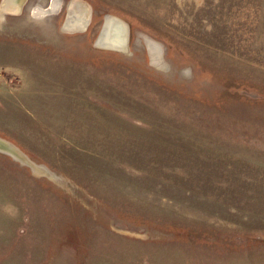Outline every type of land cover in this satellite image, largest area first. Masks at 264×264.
I'll use <instances>...</instances> for the list:
<instances>
[{"label": "rangeland", "instance_id": "obj_1", "mask_svg": "<svg viewBox=\"0 0 264 264\" xmlns=\"http://www.w3.org/2000/svg\"><path fill=\"white\" fill-rule=\"evenodd\" d=\"M4 1L0 264H264V0Z\"/></svg>", "mask_w": 264, "mask_h": 264}, {"label": "bare ground", "instance_id": "obj_2", "mask_svg": "<svg viewBox=\"0 0 264 264\" xmlns=\"http://www.w3.org/2000/svg\"><path fill=\"white\" fill-rule=\"evenodd\" d=\"M24 0H6V4L5 6L3 7L4 10H8V11H11L13 13L15 12H18L21 8V5L23 3ZM84 5V4H83ZM1 13V11H0ZM70 13V12H69ZM7 15V14H6ZM69 18L70 19L67 24H65V30L67 31H72L73 29L75 28H70L69 26L67 25H71L72 27H80L82 29L85 28L86 26V19L87 17L89 16V13H87L83 6L78 4V5H75L74 9L71 11V13L69 14ZM3 17V16H2ZM109 19L111 17H108ZM1 20V19H0ZM5 20V19H4ZM112 24H114V31L115 29H119L120 27V23L117 22V21H112ZM121 30V29H120ZM120 30L118 31L120 33ZM0 32H3V31H0ZM117 32V33H118ZM122 34H119V37L118 36H113L112 38H110L109 40H105V43H103V47H113V48H116L118 49L119 51H122L124 53H127L129 52V49H128V43H127V39H126V33L125 31L124 32H121ZM156 56V55H155ZM155 59L160 62L161 59H160V56H156ZM154 59V60H155ZM153 60V61H154ZM18 149V148H17ZM10 153L15 156V157H18L21 159V157L18 155L20 154V152L18 150H16L14 147L13 149L10 151ZM18 153V154H17ZM28 160V159H27ZM24 162V161H23ZM33 166V165H32ZM60 182V181H59Z\"/></svg>", "mask_w": 264, "mask_h": 264}, {"label": "water", "instance_id": "obj_3", "mask_svg": "<svg viewBox=\"0 0 264 264\" xmlns=\"http://www.w3.org/2000/svg\"><path fill=\"white\" fill-rule=\"evenodd\" d=\"M6 4V0L4 1L3 5L1 6V9L4 11L3 7L5 6ZM112 21H117L119 22L120 24V27L119 29H115L114 31V24H112ZM121 29V30H120ZM120 30V33L118 32ZM126 33V39H127V43H128V36H129V26L127 25L126 22H124L121 18H118V17H115V16H112L110 19L108 17L105 18V21L102 25V28L97 36V39H96V42H95V45L97 47H100V48H103V49H111V50H118L116 48H113L110 46L109 47H103V43H105V40H109L110 38H112L113 36H118L119 37V34H122L121 32H124ZM118 32V33H117ZM146 41V40H145ZM154 43V42H153ZM147 44V43H146ZM153 47H147L148 49V53H149V58H150V62L152 63V53H153V49L152 48H155L156 46H154V44H152ZM15 146V144L11 143L10 141L0 137V151L1 152H5L7 154H10V151L13 149V147ZM17 147V146H15ZM13 156V155H12ZM14 157V156H13ZM30 161V160H29ZM31 163V162H30ZM34 164V163H33Z\"/></svg>", "mask_w": 264, "mask_h": 264}]
</instances>
